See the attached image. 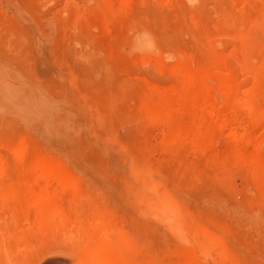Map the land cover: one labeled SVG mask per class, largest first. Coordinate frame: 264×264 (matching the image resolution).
Segmentation results:
<instances>
[{
    "label": "rangeland",
    "instance_id": "1",
    "mask_svg": "<svg viewBox=\"0 0 264 264\" xmlns=\"http://www.w3.org/2000/svg\"><path fill=\"white\" fill-rule=\"evenodd\" d=\"M94 250L264 264V0H0V264Z\"/></svg>",
    "mask_w": 264,
    "mask_h": 264
},
{
    "label": "bare ground",
    "instance_id": "2",
    "mask_svg": "<svg viewBox=\"0 0 264 264\" xmlns=\"http://www.w3.org/2000/svg\"><path fill=\"white\" fill-rule=\"evenodd\" d=\"M50 167V166H49ZM39 169V168H38ZM45 170V169H44ZM46 172L44 173V171H42V169L40 170V172H39V174H38V180H40L41 178H43V176H44V178H48V176L50 177V178H48V180H51V182H55L56 184L59 182V183H61V184H65L66 183V181L62 178V176H60L59 175V173L57 174V172L55 171V170H53L52 169V167H51V169H47V170H45ZM48 174V176H46ZM37 181V180H36ZM54 183V184H55ZM58 183V184H59ZM50 186H51V184L52 183H48ZM47 184V185H48ZM67 184V183H66ZM44 188V187H43ZM39 190V189H38ZM43 197V196H42ZM47 198V197H46ZM38 200H40V199H38ZM42 200H45V199H43L42 198ZM33 201H34V199H33ZM37 202V201H36ZM42 202V201H41ZM44 202V201H43ZM166 215H168V213L166 214ZM96 244V243H95ZM92 247V246H91ZM106 248V247H105ZM89 249V248H88ZM94 249V248H93ZM89 252V251H88ZM90 258H91V260H92V263L93 264H108V263H104L102 260V257L100 256V253H99V251L98 250H94V251H92L90 254ZM88 255V256H89ZM101 257V258H100ZM101 259V260H100Z\"/></svg>",
    "mask_w": 264,
    "mask_h": 264
}]
</instances>
